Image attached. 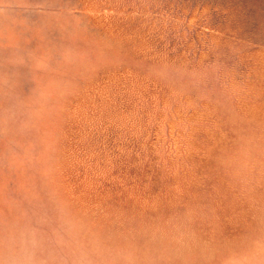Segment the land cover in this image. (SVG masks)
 Masks as SVG:
<instances>
[{
  "label": "rangeland",
  "instance_id": "obj_1",
  "mask_svg": "<svg viewBox=\"0 0 264 264\" xmlns=\"http://www.w3.org/2000/svg\"><path fill=\"white\" fill-rule=\"evenodd\" d=\"M21 230L43 264L264 239V0H0V240Z\"/></svg>",
  "mask_w": 264,
  "mask_h": 264
},
{
  "label": "clouds",
  "instance_id": "obj_2",
  "mask_svg": "<svg viewBox=\"0 0 264 264\" xmlns=\"http://www.w3.org/2000/svg\"><path fill=\"white\" fill-rule=\"evenodd\" d=\"M60 228L70 239H75L76 225L71 218H62ZM83 247L80 246L82 259L75 260L74 264H82L84 259L87 264H96L88 257H97L99 264H139V256L133 246L101 248L94 242L87 251ZM0 249L5 253V258H0V264H43L37 259L41 247L35 232L21 230L18 235H10L0 240ZM222 264H264V239L253 240L245 249L230 250L223 257Z\"/></svg>",
  "mask_w": 264,
  "mask_h": 264
}]
</instances>
